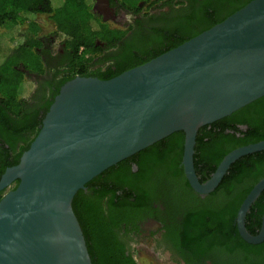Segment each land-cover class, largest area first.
<instances>
[{
    "label": "water",
    "instance_id": "1",
    "mask_svg": "<svg viewBox=\"0 0 264 264\" xmlns=\"http://www.w3.org/2000/svg\"><path fill=\"white\" fill-rule=\"evenodd\" d=\"M264 97V0L244 7L178 47L109 79L75 77L45 114L18 165L0 178V264H91L72 201L92 179L184 133L182 169L190 188L212 193L230 166L264 151V141L228 153L200 183L193 165L200 128ZM18 181L15 189H8ZM264 178L241 203L235 223L250 245L245 218Z\"/></svg>",
    "mask_w": 264,
    "mask_h": 264
},
{
    "label": "trees",
    "instance_id": "2",
    "mask_svg": "<svg viewBox=\"0 0 264 264\" xmlns=\"http://www.w3.org/2000/svg\"><path fill=\"white\" fill-rule=\"evenodd\" d=\"M123 1L133 7L148 0ZM189 1L193 5L196 4V8L193 10L194 14L185 20L192 30L206 25L201 31L203 32L219 24L252 0ZM92 4L93 0H0V128L10 129L9 133L13 135L14 139L22 136L25 131L27 125L24 121V106L35 88L34 82L24 81L25 73L43 74L45 72L38 54V51L42 50L44 46V41L51 43V53L62 47L66 57L60 67L61 70L57 72L60 78L59 87L50 97L43 118L60 88L73 78L79 76L99 80L112 79L178 47L201 33L194 32L180 40L173 38L169 40L170 45L167 49L150 56L147 60H140L135 65L129 64L128 60L113 62L107 56L101 60L102 49L99 44H104L106 49L114 47L123 33L108 30L100 25L91 11ZM229 10L228 16L219 17L221 13ZM43 19H47L53 24V31L45 37L27 38L26 26L41 23ZM177 29L179 28L175 27V32ZM158 36L157 33H152L150 39L156 40ZM156 41L160 43V40ZM85 55L86 58H84ZM96 59L100 60L95 61ZM97 64L103 68L92 71L91 68ZM42 120L39 122V127L33 129L32 138L28 142L21 143L19 152L15 156L11 157L6 151L2 159L4 166L0 167V176L6 168L18 165L22 154L28 150L37 136ZM236 124H245L248 127L241 137L226 132V130L238 131L235 129ZM261 141H264V97L227 118L200 128L196 135L193 156V165L199 182H206L222 159L231 151ZM8 143L10 145V141ZM183 144L184 133L176 132L136 155L154 148L153 161L158 163L164 161L165 167H167L168 148L183 147ZM125 163L126 160L117 165ZM155 164L157 163H153L152 166ZM117 165L92 179L85 185V190L76 193L72 201L73 213L83 234L91 264H136L130 256L125 255L124 250L118 245L114 231L123 220L128 221L136 216L134 209L143 198L137 194L131 203L120 200L119 195L116 194V191L121 190L120 179L116 180L112 175L108 176L109 171ZM180 171H176V173H183ZM263 178L264 151L242 157L232 164L219 186L198 206L191 205L192 208L184 204L181 223L183 229L180 230L181 233L179 232L182 234L184 231L181 237V240L185 241L184 246L194 251V248L201 249L203 246L210 245L211 253H214V250H217L221 255L228 252L231 259H234V264H264V242L256 246L246 245L239 238L235 224L241 203L253 186ZM17 183L18 181L13 184L10 190L15 189ZM185 184L188 186L187 181ZM110 186L112 187L110 188ZM188 189H190L189 186ZM3 194V192L0 193V200ZM124 194L127 193L124 192ZM128 195L133 197V194ZM108 196L112 198L110 197L111 199L107 203L108 214L105 215L102 201ZM114 199L116 200L114 201ZM263 213L264 191L251 206L245 218V227L250 235L258 234ZM176 236L178 233L171 236L172 243L176 247H180L178 244H181L182 241H180V236ZM220 237L222 240H219ZM235 237L239 244L253 253L246 252L245 255L237 258L236 251L239 247H236V243L232 247L227 244V241H236ZM218 243L227 245L218 247Z\"/></svg>",
    "mask_w": 264,
    "mask_h": 264
},
{
    "label": "flooded vegetation",
    "instance_id": "3",
    "mask_svg": "<svg viewBox=\"0 0 264 264\" xmlns=\"http://www.w3.org/2000/svg\"><path fill=\"white\" fill-rule=\"evenodd\" d=\"M194 8H196V4L193 5L189 0H148L133 7L123 0H93L91 11L96 16L98 23L108 30L123 33L116 41L114 47L106 49L104 44H99L102 49L100 59L102 60L107 56L113 62L128 60L130 61L128 62L129 64L135 65L140 60H147L150 56L167 49L170 45L169 40L173 38L180 40V38L184 36L186 38L194 32H201L206 25L192 30L185 20L194 14ZM230 10L221 13L219 17L228 16ZM175 27L179 28L177 32H175ZM152 33L159 35L156 40H160V43L155 39H150ZM43 44L44 46L42 50L38 51V54L45 72L43 74L25 73L24 77V81L28 78L35 83L30 99L24 106V121L27 125L24 133L14 139L13 135L9 133L10 129L0 128V167L3 165L4 160L2 159L6 151L13 157L19 152L21 143L24 141L28 142L32 138L33 129L39 127V122L43 118L47 103L59 87L60 78L57 72L61 70L60 67L66 54L63 52L62 47L51 53V43L44 41ZM21 71L23 72V70ZM10 119L14 120L13 118ZM235 129L238 131L226 130V132L236 137H241L248 127L245 124H236ZM8 141H10L12 146L9 145ZM168 150L167 167H165L164 161H159L162 164L153 161L152 155L155 151L153 148L146 150L140 155L135 154L136 156L133 155L125 159V164L117 165L113 170L109 171L108 176L112 175L115 177L114 179H120L121 190L116 191V194L119 195L118 197L121 201L131 203L137 194L143 198L134 209L136 216L128 221L123 220L114 231L118 245L124 250L125 255L130 256L136 264H144V260L148 259V255H142L139 248L145 249V253L150 254L149 257L155 258L157 261L165 259L166 263L234 264V259H231L228 252L221 255L217 250H214V253H211L210 245L203 246L201 249L194 248V251L184 246L185 241L184 239L181 240L184 231L180 234V230L183 229L181 227L184 214L182 206L184 204H187V207H192L191 205L198 206L209 194L200 195L191 188L188 189L189 184L186 186L187 180L181 172L183 171L181 168L183 147L168 148ZM153 163L157 164L152 166ZM176 171L181 173H176ZM124 192L127 194H124ZM128 194H133V197H129ZM110 197L103 198L104 201H102L105 215L108 214L107 203L112 198ZM247 232L249 233L248 230ZM177 233L180 236V241H182L181 244H178L180 247L173 245L171 240V236L177 235ZM235 239L238 242L236 237ZM219 240H222L221 237ZM236 241H227L228 243H226L231 247L236 243V247H239L236 251L237 258L242 257L246 252L249 254L253 253V251L246 250L242 244ZM243 242L248 246H256ZM226 243H218L217 245L221 247L220 245H225ZM207 249L209 251H206Z\"/></svg>",
    "mask_w": 264,
    "mask_h": 264
},
{
    "label": "rangeland",
    "instance_id": "4",
    "mask_svg": "<svg viewBox=\"0 0 264 264\" xmlns=\"http://www.w3.org/2000/svg\"><path fill=\"white\" fill-rule=\"evenodd\" d=\"M54 29L53 24L48 21L47 19H43L41 23H37V24H29L26 26V37L27 38H31V37H45L48 34H50ZM87 56L85 55L84 58H86ZM103 68V66L97 64L94 65L91 69L92 71L97 70V69H101ZM26 82H31L28 78L25 79ZM139 251L142 255L147 256L148 255V259L144 260V264H172L169 263L164 260L162 261H157L155 258L149 257V253H145V249L139 248ZM147 254V255H145ZM164 257L166 258V256L164 255ZM143 264V263H142ZM175 264V263H173Z\"/></svg>",
    "mask_w": 264,
    "mask_h": 264
}]
</instances>
